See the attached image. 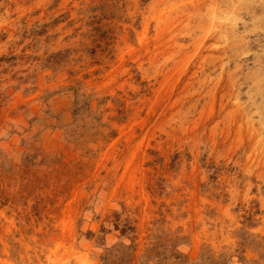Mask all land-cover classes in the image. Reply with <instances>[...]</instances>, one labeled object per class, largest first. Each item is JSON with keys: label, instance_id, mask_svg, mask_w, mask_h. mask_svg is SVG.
Instances as JSON below:
<instances>
[{"label": "rangeland", "instance_id": "rangeland-1", "mask_svg": "<svg viewBox=\"0 0 264 264\" xmlns=\"http://www.w3.org/2000/svg\"><path fill=\"white\" fill-rule=\"evenodd\" d=\"M264 264V0H0V264Z\"/></svg>", "mask_w": 264, "mask_h": 264}, {"label": "trees", "instance_id": "trees-1", "mask_svg": "<svg viewBox=\"0 0 264 264\" xmlns=\"http://www.w3.org/2000/svg\"><path fill=\"white\" fill-rule=\"evenodd\" d=\"M102 260H103V263H104V264H107V257H103Z\"/></svg>", "mask_w": 264, "mask_h": 264}]
</instances>
